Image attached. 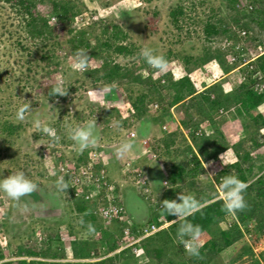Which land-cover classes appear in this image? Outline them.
I'll return each instance as SVG.
<instances>
[{
    "label": "rangeland",
    "instance_id": "obj_1",
    "mask_svg": "<svg viewBox=\"0 0 264 264\" xmlns=\"http://www.w3.org/2000/svg\"><path fill=\"white\" fill-rule=\"evenodd\" d=\"M41 1L50 29L33 36L28 16L0 0V179L23 171L38 186L20 201L28 212L0 192V264H156L142 244L153 236L145 246L163 250L161 263L193 264L192 256L178 249L179 225L173 230L169 222L156 226L153 218L163 200H175L179 193L204 200V206L220 199L221 178L238 175L236 169L227 171L233 164L240 163L250 183L263 174L264 128L258 129L254 119L264 118V103L242 121L236 104L245 83L264 95L259 62L264 53V29L259 26L264 23V0H237L235 5L230 0ZM52 2L72 7L75 16L60 22L49 13ZM180 9L184 14L174 20L172 13ZM208 24L218 26L220 33L207 35ZM246 25L250 30L243 36ZM81 32L87 33L85 44L90 47L103 43V58H90L83 72L71 67ZM108 41L112 48L104 47ZM85 44L79 49H88ZM120 45L129 51L118 52ZM145 47L169 61L166 72L158 74L148 66L140 55ZM105 62L120 66L124 76L108 82ZM49 73L56 82L64 80L66 96L38 92ZM165 75L173 83L190 78L195 95L171 106L177 90L168 87ZM159 80L162 88L150 89ZM219 95L229 100L212 109L205 97ZM25 101L31 106L21 120L17 112ZM198 101L200 107H194ZM37 119L60 139L37 129ZM93 119L98 143L81 152L68 129ZM115 121H120L119 128ZM126 141L134 147L120 158L116 150ZM173 171L183 175L171 183ZM211 173L215 175L206 176ZM59 177L68 184L65 192L56 188ZM86 201L96 204L94 221L86 216L90 212L77 210ZM234 223L229 218L203 233L201 248L212 241L223 247L220 229ZM240 226L242 238L219 252L209 248L194 264H264V233H255L253 222ZM163 231L168 235H156Z\"/></svg>",
    "mask_w": 264,
    "mask_h": 264
},
{
    "label": "trees",
    "instance_id": "obj_2",
    "mask_svg": "<svg viewBox=\"0 0 264 264\" xmlns=\"http://www.w3.org/2000/svg\"><path fill=\"white\" fill-rule=\"evenodd\" d=\"M2 1L9 4V5H13V6L18 7L20 9V12L23 13L24 16H28L29 20H28L27 27H28V30L33 34V36H43L47 32V30L50 29L49 24H48L49 22H48L47 18H45L46 14L42 13V11H44L42 8V1L41 2H37V0H2ZM230 1H232L233 5H235V3H237V0H230ZM182 10L183 9H180V11L172 13V18L175 20L177 15L184 14V12ZM73 11H74V9L72 7L69 8L65 4H61L59 2H52L51 10L49 11V13L57 15L59 18V21L62 22L65 19L73 18L76 14ZM259 26H260V28L264 29V23H260ZM204 29H205L204 32L210 36L212 34H219L220 33V31H219L220 29L218 28V26H215V25L208 24ZM243 29H242V31H247V32H249V30H250V29H248L247 25L245 27H243ZM56 32H57V27H54L53 33L56 34ZM85 34H87V33L81 32L79 34V36L77 37V39H75L78 41L75 43L76 46H74L75 47L74 51L80 50L79 48H81V46L83 44H85V38H84ZM239 34L241 35V31L239 32ZM114 38L115 39L119 38L118 33L114 34ZM65 42L66 41H64L63 43H65ZM102 44L103 43H97L96 47H90L89 43L85 44V46L88 47V49H86L85 52L88 54L89 59L92 58L94 60L99 61L100 59L103 58L102 57V48H103ZM261 44H263V46H264V42H261ZM113 46L114 45H112L109 41L104 43L105 48H112ZM115 49H117L118 52L129 51V49L127 47H124L122 45L117 46ZM46 58L49 59V61H52V59H53V57L50 56L49 54L47 55ZM259 60H260L259 61L260 62V70L264 72V54L260 57ZM51 63L52 62H49V65H51ZM103 65H104L105 71H107V74L105 76H106V80L108 82H113L117 78H121L124 76L120 66H118L116 64L111 66V65L107 64L106 62ZM52 68H53V64H52ZM225 68H226L225 65L222 63V69L224 70ZM52 75H53L52 73H49V75H47L45 77V79H43L42 81L39 82L38 92L40 94H42L44 96H49V93L51 92L53 86L56 84V80L54 79V76H52ZM163 77L165 78L164 79L165 83H166V80H168V82L170 81L169 86H168L169 88H175L176 87L175 89L177 90L175 97L173 98L172 102L170 103L171 106L182 101L187 94H188V96L195 95V92H196L195 91V85L193 84V82L191 81L190 78L185 77V78H182L181 80L173 83L170 76L165 75ZM163 77H161L160 80H162ZM160 80L152 83V85H149L150 89L155 90V89L162 88L161 87L162 84H161ZM245 85H246V87L243 86L244 91L242 90V92H240V95H239V98L241 100L238 102V105L236 104V106H239V110H238L237 115H239L240 120L242 118L244 119L248 114H250V112L252 110L258 108L259 106H261L264 103V95H262V94L259 95L254 90L248 88L247 83H245ZM205 100H206V102L210 103L212 109H217L218 107L225 105V103H226L225 101L226 100L228 101L229 97L228 96L226 97L225 95L224 96L219 95L215 99H211L210 97H205ZM199 102H201V101H198L194 107L199 108L200 107V104H198ZM134 107L137 110H139L141 106H139L137 103H134ZM254 120L258 126V129H259V127L262 129L264 128L263 116H260L259 119H254ZM259 144L260 143H258L256 145V147H259L260 146ZM235 149L237 150L238 156H240L239 150L237 148H235ZM232 169H236V171H238L237 177L241 181L248 184V187H247L246 191L244 192V198H245V201L247 203V208L244 211L237 212L235 215H231V214L226 213L223 210V200L218 199V200L204 206L200 211H197L194 215L188 217V221L194 225H199L202 228L203 233H207L209 231L211 232L213 230V228L215 226L218 227L221 222L227 223V220L229 218L234 219L237 222V223L231 224L230 226L226 225L225 229H220L221 230L220 231L221 238H219V239L222 242L223 247L221 246L220 243L218 244L217 241H212L211 243L204 245L200 249L199 257L192 256L191 260H192L193 264L199 258L203 257L205 255V251L208 250L209 248L215 249L217 252H219L220 250L222 251V249L224 247H230L233 245V243L235 241L242 238L244 236V231L242 230V228H241L242 225L240 226V224H243L245 226L246 225L252 226V222H253L255 224L253 231L255 233H259V234L264 233V175L262 174V175L258 176L254 182L250 183L247 176L245 177L244 171L240 167V163H238V164L236 163V164H233L232 166L228 167L227 171L230 172ZM224 174H228V173L225 172ZM182 175L183 174H182V172L180 173V171H176V172L173 171L172 174L170 175V178H171L170 182L171 183L176 182L178 180V177H181ZM101 186H103V187H101L102 189L105 187L104 184L103 185L101 184ZM145 186L146 187L149 186V183L147 180H144V187ZM103 190H105V189H103ZM90 201L92 202V200H90ZM90 201H88V202L86 201L87 204L83 203V202L79 203V205L77 206V210L79 213H83V214H89L88 212H90V215H86V216L94 221L95 217L93 214V211H94L93 209L96 208V204L92 203V205H89V203H91ZM202 201H204V200H202ZM174 219H175V217H173V216L166 217L165 215H162L160 213V211L158 213H156L155 217L153 218L156 226H162L165 222H169V221H172ZM174 226L175 225L172 224V227H171L172 230H173ZM238 226H240V227H238ZM163 232H159L156 235H159L161 238L163 236V234L168 235V233H169L167 231H163ZM232 233H234V234H232ZM153 238H154V236L149 237L147 240H143L142 244L144 245V249L146 250V253L150 257V260H154V258H155L156 264H163V263H161L162 262V256H163V250L160 248H156L154 250H151V249H149V247L147 245L145 246L146 241H148V240L153 241ZM74 244L78 245L76 242H74ZM178 244H179L178 249L181 251L182 255L183 254L186 255L188 252L185 250V247L182 244H180L179 242H178ZM88 250L90 251V249H88ZM129 252H130V249L125 250L122 256L124 257ZM33 254H36V253H33ZM1 259H2V256L0 255V260ZM106 262L107 261L104 260V261H101L97 264H106ZM17 264H31V263L30 262L28 263L27 261L22 260V261H19ZM51 264H59V263H51ZM183 264H186V263L183 262Z\"/></svg>",
    "mask_w": 264,
    "mask_h": 264
},
{
    "label": "clouds",
    "instance_id": "obj_3",
    "mask_svg": "<svg viewBox=\"0 0 264 264\" xmlns=\"http://www.w3.org/2000/svg\"><path fill=\"white\" fill-rule=\"evenodd\" d=\"M140 55L144 58L148 66L155 69L158 74L168 70L169 61L163 55L154 54L151 48L145 47L141 49ZM89 63V56L83 49L77 50L71 58L72 69L79 72L86 71ZM63 85L64 80L58 79L49 93V96H66L68 91L64 89ZM30 106V103L25 101L18 109L17 118L23 120L25 118V113L30 110ZM114 126L119 128L121 126L120 121H115ZM35 127L48 134L55 141L60 139L59 136L56 135L54 129L43 126L39 119L35 121ZM96 127V120L93 119L88 121L86 126L69 128V138L74 141L79 150L83 152L98 143L99 138L95 135ZM133 147L134 144L131 141L123 142L117 148L116 155L120 158H124L132 152ZM213 175H215V173L206 176ZM37 187V184L30 180L23 171H17L7 178L0 179V192H3L9 199L15 201L17 207H19L22 212H28L29 208L27 205H21L20 201L23 197L35 193ZM247 187L248 184L241 181L235 175L229 174L221 178L218 191L220 199L223 200V210L226 213L235 215L237 212L244 211L247 208V203L244 198V192ZM56 188L60 192H65L68 189V184L63 177H59L56 181ZM204 203L205 202L202 200H197L193 195L179 193L177 199H165L159 205V211L162 215L166 217H175V219L169 221V223L179 225L176 232V239L185 247L189 255L194 257H199L200 255V238L203 234V230L199 225H194L189 222L188 217L200 211L204 207ZM81 223H83V221H81ZM87 227L89 232H94V227L91 224Z\"/></svg>",
    "mask_w": 264,
    "mask_h": 264
},
{
    "label": "built area",
    "instance_id": "obj_4",
    "mask_svg": "<svg viewBox=\"0 0 264 264\" xmlns=\"http://www.w3.org/2000/svg\"><path fill=\"white\" fill-rule=\"evenodd\" d=\"M242 34L245 36L246 35V32L245 31H243L242 32ZM261 49V48H260ZM236 61V59L235 58H233V62H235ZM157 107V106H156ZM135 136V133H132V137H134ZM263 175H264V172H263ZM106 214H108L109 215V212H106Z\"/></svg>",
    "mask_w": 264,
    "mask_h": 264
},
{
    "label": "crops",
    "instance_id": "obj_5",
    "mask_svg": "<svg viewBox=\"0 0 264 264\" xmlns=\"http://www.w3.org/2000/svg\"><path fill=\"white\" fill-rule=\"evenodd\" d=\"M235 123V122H234Z\"/></svg>",
    "mask_w": 264,
    "mask_h": 264
}]
</instances>
